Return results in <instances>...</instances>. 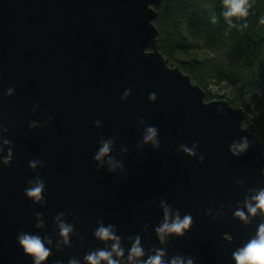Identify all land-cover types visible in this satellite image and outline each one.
I'll list each match as a JSON object with an SVG mask.
<instances>
[{"label": "water", "instance_id": "95a60500", "mask_svg": "<svg viewBox=\"0 0 264 264\" xmlns=\"http://www.w3.org/2000/svg\"><path fill=\"white\" fill-rule=\"evenodd\" d=\"M160 1L0 0V158L12 157L0 163V264H32L16 242L20 230L51 239L46 264H87L88 251L111 244L93 236L100 223L115 225L125 256L139 235L145 258L163 247L165 259L192 254L197 264H234L232 250L264 222V214L247 223L233 215L264 186V142L253 117L227 100H206L162 55L153 23ZM148 125L159 130L158 149L138 146ZM109 137L111 155L123 162L114 172L93 159ZM242 137L249 147L235 156L229 145ZM194 143L196 155L180 150ZM33 158L42 161L35 169ZM36 177L45 180L39 203L23 193ZM162 199L192 215L183 236L163 243L154 232ZM58 213L73 225L68 245Z\"/></svg>", "mask_w": 264, "mask_h": 264}, {"label": "clouds", "instance_id": "9594fccd", "mask_svg": "<svg viewBox=\"0 0 264 264\" xmlns=\"http://www.w3.org/2000/svg\"><path fill=\"white\" fill-rule=\"evenodd\" d=\"M250 4L249 0H222V10L220 16L223 17L224 22L228 25L229 29L238 28L243 30L247 28V21L244 23H238L241 18L248 16ZM236 18L234 21L233 18ZM212 24L217 23V15L213 13L210 17ZM260 23H264V16L260 17ZM131 92L130 88L124 89L121 99H126ZM13 89L10 87L6 90V95H11ZM157 99V93L149 92L148 100L154 102ZM51 119V118H50ZM143 119V118H141ZM95 126L101 124L100 119L93 121ZM35 122L30 123V127H34ZM7 143V141H5ZM150 144L154 149L160 147L159 130L154 125H148L144 128L142 138L138 141V146ZM249 147V141L246 137H242L239 141H233L229 145V151L238 156L241 153L247 151ZM113 148V139H101L96 152L93 155V159L97 161V168L102 166L105 161L108 164L109 171H116L117 168H123V162L115 159L111 155ZM180 150L187 153L189 156L196 155L195 143L189 147L186 144L180 145ZM122 151L126 152L127 147H123ZM11 152L3 158H0V163L7 166L11 162ZM199 159L203 161V154ZM42 161L36 158L28 161V167L35 169L38 165H41ZM264 175V168L260 170ZM45 190V180L42 177H36L33 180L28 181L27 186L23 189L24 195L32 200L34 203L43 201V192ZM253 193L245 201L244 208H237L234 210V217L238 218L242 222L247 223L249 216H255L257 214H264V186L256 188ZM163 209V219L154 228L156 238L160 242H164L169 236H183L188 231L192 224L191 213H185L183 216L179 214V211H173L170 206L162 199L160 201ZM207 215V211L204 213ZM39 218L40 213H35ZM63 213H58V235L61 241L68 245L69 233L73 230V225L60 220V216ZM43 225V220H37V227ZM93 236L104 242L111 241L110 246L97 248L88 251L84 255V260L87 264H197L196 258L192 254L180 255L173 254L165 259L167 250L163 247H157L152 254L147 255L145 258L144 246L141 242L139 235H136L132 240L130 246L127 249V255L125 256V249L121 245V237L115 229V225L104 223L98 224L93 231ZM16 242L22 249L25 255H28L32 259V264H46L47 258L52 253V248L48 245L51 244L49 237H41L40 235L32 232H25L23 230L18 231L16 235ZM60 241H58V244ZM231 258L234 264H264V222L257 225L254 235L250 236L246 242L235 247L231 252ZM59 264V262H57ZM68 264H79L76 259H70Z\"/></svg>", "mask_w": 264, "mask_h": 264}, {"label": "trees", "instance_id": "16d2710c", "mask_svg": "<svg viewBox=\"0 0 264 264\" xmlns=\"http://www.w3.org/2000/svg\"><path fill=\"white\" fill-rule=\"evenodd\" d=\"M249 4L248 16L237 21H247L243 30L229 29L224 22L222 0H161L153 23L162 55L203 89L209 81L228 83L234 90L228 102L252 115L254 135L264 142V23H260L264 0H249ZM213 13L218 17L215 24L209 19ZM190 50L209 57L176 58L178 51ZM205 99L211 96L206 94ZM242 124L247 126L245 121Z\"/></svg>", "mask_w": 264, "mask_h": 264}, {"label": "built area", "instance_id": "2783aa9c", "mask_svg": "<svg viewBox=\"0 0 264 264\" xmlns=\"http://www.w3.org/2000/svg\"><path fill=\"white\" fill-rule=\"evenodd\" d=\"M205 94L211 96V99H223V100H230L234 96L233 88L226 83L225 81L215 82L209 81L206 83L205 88L203 89ZM250 106L253 108L256 107L255 103L249 102ZM262 115L264 117V111H262Z\"/></svg>", "mask_w": 264, "mask_h": 264}, {"label": "rangeland", "instance_id": "374dc122", "mask_svg": "<svg viewBox=\"0 0 264 264\" xmlns=\"http://www.w3.org/2000/svg\"><path fill=\"white\" fill-rule=\"evenodd\" d=\"M206 57H209L207 53L205 52H195V51H178L176 53V58L178 59H191V58H198V59H204ZM174 62V61H172ZM174 64H176L174 62Z\"/></svg>", "mask_w": 264, "mask_h": 264}]
</instances>
